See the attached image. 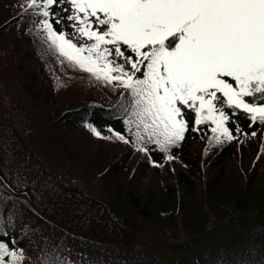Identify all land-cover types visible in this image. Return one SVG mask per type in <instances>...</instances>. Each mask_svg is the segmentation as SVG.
Returning a JSON list of instances; mask_svg holds the SVG:
<instances>
[{
  "label": "trees",
  "instance_id": "16d2710c",
  "mask_svg": "<svg viewBox=\"0 0 264 264\" xmlns=\"http://www.w3.org/2000/svg\"><path fill=\"white\" fill-rule=\"evenodd\" d=\"M43 19L0 0V242L17 264H264V125L230 116L216 143L191 115L161 151L127 123L130 94L69 67Z\"/></svg>",
  "mask_w": 264,
  "mask_h": 264
},
{
  "label": "snow or ice",
  "instance_id": "6c2138e0",
  "mask_svg": "<svg viewBox=\"0 0 264 264\" xmlns=\"http://www.w3.org/2000/svg\"><path fill=\"white\" fill-rule=\"evenodd\" d=\"M54 4L69 5L63 9L69 15L56 19ZM27 6L56 24L71 22L72 33L56 31L48 19L39 23L69 67L130 94L134 119L127 123L137 139L142 130L164 151L184 139L189 115L192 130L208 124L216 143L234 139L227 125L235 110L264 125V104L245 99L264 94V0H27ZM5 257L11 264L23 259L0 242V264H8Z\"/></svg>",
  "mask_w": 264,
  "mask_h": 264
},
{
  "label": "rangeland",
  "instance_id": "374dc122",
  "mask_svg": "<svg viewBox=\"0 0 264 264\" xmlns=\"http://www.w3.org/2000/svg\"><path fill=\"white\" fill-rule=\"evenodd\" d=\"M67 8H70L69 5H67ZM67 15H69V12H67ZM66 16V15H65ZM70 22V21H69ZM71 23V22H70ZM73 29V28H72ZM246 100H252L258 104H264V94H255L252 97H245ZM225 110H228L229 113H231L233 110L232 109H228L227 107H225ZM185 111H187V109H185ZM235 115H239L242 114L244 112L240 111V110H235ZM186 117H191V115L186 116ZM185 117V118H186ZM11 120L13 122V124L17 127V128H22V118L20 114L15 113L14 116L12 114L11 116Z\"/></svg>",
  "mask_w": 264,
  "mask_h": 264
}]
</instances>
